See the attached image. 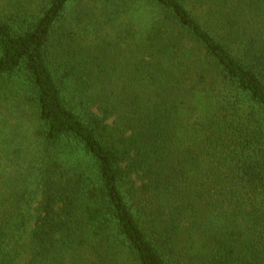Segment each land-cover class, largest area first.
<instances>
[{"label": "trees", "instance_id": "16d2710c", "mask_svg": "<svg viewBox=\"0 0 264 264\" xmlns=\"http://www.w3.org/2000/svg\"><path fill=\"white\" fill-rule=\"evenodd\" d=\"M0 264H264V0H0Z\"/></svg>", "mask_w": 264, "mask_h": 264}]
</instances>
